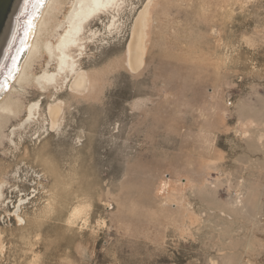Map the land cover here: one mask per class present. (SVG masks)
<instances>
[{
  "label": "rangeland",
  "instance_id": "374dc122",
  "mask_svg": "<svg viewBox=\"0 0 264 264\" xmlns=\"http://www.w3.org/2000/svg\"><path fill=\"white\" fill-rule=\"evenodd\" d=\"M71 1L30 0L0 73L22 51L0 93V264H264V0H157L137 71L146 0H120L86 27L80 93L36 79Z\"/></svg>",
  "mask_w": 264,
  "mask_h": 264
},
{
  "label": "bare ground",
  "instance_id": "6f19581e",
  "mask_svg": "<svg viewBox=\"0 0 264 264\" xmlns=\"http://www.w3.org/2000/svg\"><path fill=\"white\" fill-rule=\"evenodd\" d=\"M156 1L157 0H146V2L144 3L143 7L140 9V11L138 12L134 20L132 30H131V37L126 47V50L124 51V64L126 67H128V69L132 71H137L145 65V59H146V55L148 52L149 27H150V22H151V17H152L151 9H152L153 4ZM40 2L41 0H33V3L31 4V10H32L33 17H36L35 10L37 9V6L39 5ZM119 5H120V0H72L71 1V5L69 6V10L66 14V17L64 18V21L61 24L64 28L63 32L58 33V36H57V39H55L56 40L55 42L49 41L44 44L48 52L47 54L48 60H47L46 65H49V63L53 61V63L55 64L54 66L56 68L52 72H48L47 70H45L42 74H40L36 78L42 86H43V81L49 82V83L54 82L55 84L59 80L61 81L67 80L68 77L72 75L73 79L69 87L72 91H75L76 93H80L89 87L91 83L90 75L88 71L81 68L82 67L81 58H82L83 49L85 48V43L87 40L86 35H88V34L85 35L86 27L90 24V21L94 19L96 16H100V14L108 13L111 9L116 8ZM111 20H112L113 25L117 22V21L116 22L114 21V16H113V19ZM33 22L34 21L30 19L29 27L32 26ZM94 33L95 32L93 31V29H90V34L92 35ZM110 34L111 33H109V36ZM28 36H29V33L27 32L26 34H24L23 39L21 41V43L23 42L24 48L27 47L26 44H27V40L29 39ZM36 46L37 44H34L32 50H35ZM19 52L20 50L17 51L16 53L17 56L15 59H13L10 68H8V71L6 70V75L9 77V79L7 78L5 79L6 84L4 82L3 84H0V93L4 85L8 86L7 82L11 80L10 75L13 74L18 68L17 57L19 55L18 54ZM29 58L31 59V56ZM121 66H123V64ZM38 105H39V102L35 101L28 107L29 114H27L26 119L24 120V122H22L21 125H24L28 122L30 123L34 119V115H35L34 110H35V107H37ZM61 111H62L61 100H59V102L57 103L48 105L47 112L49 114L52 127L58 121ZM12 133H13V130H12ZM248 189L250 190L251 188H248ZM248 189H246V192L244 191V193L246 194L249 193ZM250 194L252 193L250 192ZM240 201L241 200L237 199L235 206L241 205L242 201L241 202ZM19 209L20 207L18 206L16 210V215L19 218V220L21 219L22 221L24 218L19 213ZM75 213H78V211L75 210L74 214ZM221 215H225V212H221ZM1 240L2 239H1V234H0V244H1Z\"/></svg>",
  "mask_w": 264,
  "mask_h": 264
},
{
  "label": "water",
  "instance_id": "95a60500",
  "mask_svg": "<svg viewBox=\"0 0 264 264\" xmlns=\"http://www.w3.org/2000/svg\"><path fill=\"white\" fill-rule=\"evenodd\" d=\"M29 2L30 0H0V73L18 39L21 19Z\"/></svg>",
  "mask_w": 264,
  "mask_h": 264
}]
</instances>
